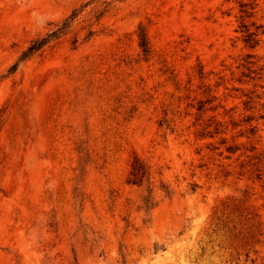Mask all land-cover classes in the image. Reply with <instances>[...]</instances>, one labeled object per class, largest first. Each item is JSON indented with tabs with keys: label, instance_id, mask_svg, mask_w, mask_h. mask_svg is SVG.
Segmentation results:
<instances>
[{
	"label": "rangeland",
	"instance_id": "rangeland-1",
	"mask_svg": "<svg viewBox=\"0 0 264 264\" xmlns=\"http://www.w3.org/2000/svg\"><path fill=\"white\" fill-rule=\"evenodd\" d=\"M243 22L264 30V0H0V264H264V33Z\"/></svg>",
	"mask_w": 264,
	"mask_h": 264
},
{
	"label": "trees",
	"instance_id": "trees-1",
	"mask_svg": "<svg viewBox=\"0 0 264 264\" xmlns=\"http://www.w3.org/2000/svg\"><path fill=\"white\" fill-rule=\"evenodd\" d=\"M252 9L253 6H251V4L248 3H241L240 4V17H250L252 15ZM75 13H71L70 16L67 17V20H65L61 26H59L58 28H56L55 30L50 31L49 33H46L44 36L42 37H38L35 38L34 40H32L30 42V44L27 46V48L21 53V55L17 58V60L15 61L14 64H12L9 69L7 70V74L13 73L15 71V69L17 68L19 62L24 61L28 58H30L35 52L39 51L44 45H46L47 43H49L50 41L58 38L60 35H62L64 33V31L67 29V27L69 26V22L74 18ZM241 31L244 32V38L243 41L245 42V44L250 47V48H254L256 45H258L259 43V35L264 33L263 30V26L262 25H256L254 26V30H250V28L248 27V25L246 23H242L241 25ZM138 45L141 48L142 54L143 55H148L150 52V47H149V43L146 37V34L143 30H141L140 32H138ZM198 110L202 109V104H200L197 108ZM219 121H212L211 124L207 125V127H209L210 125H213V130L212 131H207L209 135V137H213L219 133H225L226 129L224 130H219ZM254 127H251L249 130L251 132H253ZM221 142H225V138L222 137ZM239 150V146L234 144V145H228L226 147V151L228 152V154H232L235 151ZM251 151V150H249ZM249 155L246 154V157H248ZM229 157V156H227ZM252 158H255L256 161L252 163V165L254 166V171H255V177L256 179H261L262 175H264V172L261 171L260 165H259V159L256 156H252ZM263 170H264V166H263ZM130 176L131 179L129 180L131 183L134 184H141L142 181L147 178L148 176V170L147 167L141 162L139 161L138 158H134L133 163L131 164V170H130Z\"/></svg>",
	"mask_w": 264,
	"mask_h": 264
}]
</instances>
